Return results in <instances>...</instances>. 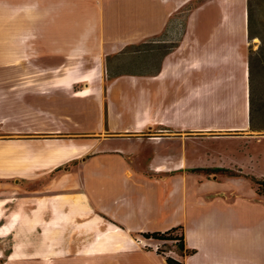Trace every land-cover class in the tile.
<instances>
[{
  "label": "rangeland",
  "instance_id": "rangeland-1",
  "mask_svg": "<svg viewBox=\"0 0 264 264\" xmlns=\"http://www.w3.org/2000/svg\"><path fill=\"white\" fill-rule=\"evenodd\" d=\"M71 1L21 0L17 7H0V230L15 215L21 219L14 230L17 240L13 251L9 254L14 244L11 236L0 244L1 264L8 254L10 259L26 255L21 236L36 225L43 227L50 246L55 247L54 241L63 233L70 213L65 211L60 195L51 201L49 198L50 210L44 198L36 201L35 197L51 195L62 188L60 192L70 193L63 199L78 198L72 195L76 192L74 179L85 161L96 153H124L142 170L158 155L184 156L208 169L201 173L210 178L247 175L248 178L238 176L244 197L250 198L255 190L264 201V0H166L174 2L171 11L161 8L155 21L149 19L158 13L160 0ZM249 14L253 35L248 26ZM63 23L65 34L75 28L79 36L65 40L60 50H40L37 38L45 32L61 34ZM181 42L186 47L179 55L187 57L190 65L186 77L194 80V89H198L204 75L193 70L203 69L210 95L194 100L191 131L173 127L164 131L155 120L160 121V109L169 105V94H158L160 83H147L149 91L145 97L140 96L138 77L157 72L163 57ZM49 44H57V39ZM216 48L224 49L233 62L229 58H212ZM205 54L210 61L201 66L199 55ZM241 68L248 73L246 98L240 91ZM176 86L182 90L186 85ZM27 94L34 98L29 99ZM150 110L154 112V122L149 123V129L128 133L132 137L129 139L108 138L103 143L106 148L98 140L125 134L109 129L110 113L122 128L131 129L138 127L140 117ZM167 112L161 117L162 123L173 118ZM150 134L152 138H163L152 142ZM178 136L190 137L182 144ZM65 141L89 143L90 147L75 143L78 149L67 153ZM77 154L79 157H75ZM101 168L96 165L94 174L102 173ZM253 176L259 183L252 180ZM67 179L70 182L65 186L63 181ZM83 200L82 204L73 202L72 210L80 205L88 211L89 198L83 195ZM92 223L96 235L80 251L99 254L111 246L153 250L149 244L157 243L168 252L175 250L173 242L142 235L133 238L117 226H103L97 216ZM74 226L72 223L67 229L68 238L76 231ZM89 257L49 259L43 263H121L115 256L107 258L105 253Z\"/></svg>",
  "mask_w": 264,
  "mask_h": 264
},
{
  "label": "crops",
  "instance_id": "crops-1",
  "mask_svg": "<svg viewBox=\"0 0 264 264\" xmlns=\"http://www.w3.org/2000/svg\"><path fill=\"white\" fill-rule=\"evenodd\" d=\"M19 1L21 0H0V7L3 5L10 8L17 7ZM160 1L162 4H160L158 13L152 15L149 21L159 19L161 8L165 10L167 8L171 11L174 2L171 4L170 1ZM71 2L76 4V0ZM78 2L81 3V0H78L77 4ZM76 7L73 9V14L76 12ZM75 19L78 18L75 17ZM65 25L63 23V27H61V29L63 28L61 34L43 33L36 40L38 42L36 43L37 47L43 51L60 50L66 43L65 40H73L77 35L79 36L75 28H72L70 33L65 34L67 31ZM53 39H57V44L50 45L49 43ZM184 47L186 44L181 42L175 51L166 54L163 57L161 68L157 72L138 77L140 96L145 97L149 91V88L146 89L147 83H149L148 85L160 83L158 94L161 95L164 91L169 94L171 100L168 106L160 109L161 114L158 115L160 121L154 119L155 122H158V126L164 128L162 129L164 131L171 127L181 128L180 131L182 132L191 131L193 129L192 116L195 109L194 100H204L210 95L208 82L204 81L207 74L204 73L203 69L193 70V73H201V77L204 75L198 89H194V80L190 81L186 77L189 76L188 73L185 75L190 66L188 58H181L179 55ZM206 51L208 53L210 50ZM212 51L215 52L212 58L219 61H226L229 58V61L233 62V59L227 56L224 49L216 48ZM209 58L208 54L199 55L201 66L209 63ZM241 70L240 91L246 98L248 73L243 68ZM178 84H185L186 86L179 90L176 86ZM218 91H220L219 88ZM152 92L150 91V93ZM27 97L29 99L34 98L28 94ZM151 110L140 117L141 123L138 124V127L136 125L131 129L127 126L122 128L118 119L110 113L107 123L109 129L114 132L122 130L121 132L125 134L123 136H107L102 139L98 138V140L106 148L107 146L103 143L108 138L129 139L132 137L128 133H141L146 128L149 129L148 126L153 121L154 113ZM166 110H168L167 114L173 118L169 123H162L161 117ZM189 115L191 118L188 119ZM172 119H174L173 122ZM214 129L211 128L210 130L214 131ZM55 131L60 132V130ZM152 136L148 137L152 142H158L163 138L153 139ZM164 137H168V135H164ZM178 137L183 144L190 136ZM138 138L141 140L145 137ZM69 143H76L81 147H90L89 143L76 141H65L63 145ZM75 157H79V154ZM59 163L61 164V162ZM134 164L132 158L118 151L96 153L85 161L82 171L80 170L78 173V178L74 179L76 192L72 195L79 196L78 198L63 199L70 193L60 192L62 188H58L59 191L51 195L36 196V201L38 198H44L49 204V198L51 201L54 196L60 195L65 202L64 209L70 213L71 218L66 222L63 233L55 239V247L50 246V241L44 235L43 227L36 225L21 236L24 246L23 253L26 255L10 259L9 254L13 251L17 240V231L14 230L21 220L18 214L15 215L16 218H12L10 223L0 230V244L4 243L9 236L14 239L12 250L6 256L3 264H34L36 262L44 264L43 262L49 259L88 258L90 255L99 257L104 253L107 258L110 256L114 258L115 256L116 259L121 260L120 264H168L166 257L155 250L130 246L128 241L126 245L130 247L125 249H115L111 246L104 253L99 254H90L85 250L80 251L87 248L96 235V230L92 229V220L95 216L99 218L103 226L108 224L117 226L133 238V235L140 236L143 232H164L173 227L182 226L186 248L194 250L192 254L185 257L174 250L176 252L175 258L183 260L185 264H264V201L258 197L255 190L252 192V196L246 199L241 190L240 177L210 178L209 174L201 173L203 170L193 171L202 167L184 156L173 158L172 156L158 155L149 161L146 171L135 167ZM96 165L102 167V173L94 174L93 168ZM63 182L65 186H68L67 182H70V179ZM76 183L77 185H75ZM83 195L89 198L88 202L90 201L88 211H85L80 205L72 210L73 202L82 204ZM48 206V210H50V204ZM72 223L75 225L72 229L76 231L73 232V236L70 235L68 238L67 229ZM35 243L40 244L39 247H35Z\"/></svg>",
  "mask_w": 264,
  "mask_h": 264
},
{
  "label": "trees",
  "instance_id": "trees-1",
  "mask_svg": "<svg viewBox=\"0 0 264 264\" xmlns=\"http://www.w3.org/2000/svg\"><path fill=\"white\" fill-rule=\"evenodd\" d=\"M248 26H249V31L251 35H253L252 32V17L251 14L248 15ZM252 111L251 107V102H250V113ZM201 170H208V169H202V168H196L193 171H201ZM230 176H244L247 177V175H242V174H230ZM254 182L259 183V180L256 179V177L253 176L252 179ZM262 185H264V180L261 181ZM260 193V192H259ZM141 235L147 239H155L157 241H170L174 243L175 250L182 256L185 257L186 255H190L194 252V250L187 249L186 244H185V235L183 232V227L182 226H177L173 227L167 231H155V232H143ZM163 249L159 251L158 253L162 254L165 256L163 253ZM168 264H185L183 260H178L176 258H173L171 256H165Z\"/></svg>",
  "mask_w": 264,
  "mask_h": 264
},
{
  "label": "built area",
  "instance_id": "built-area-1",
  "mask_svg": "<svg viewBox=\"0 0 264 264\" xmlns=\"http://www.w3.org/2000/svg\"><path fill=\"white\" fill-rule=\"evenodd\" d=\"M140 242L142 243L143 241L141 240ZM149 246H152L153 250H155L156 252H159V251L162 250V249H161V244H160V243H157V244H155V245H150V244H149ZM163 253H164L166 256H171V257L175 258V255H173V254H175L176 252H175L174 250H170L169 252L166 251V250H164Z\"/></svg>",
  "mask_w": 264,
  "mask_h": 264
},
{
  "label": "bare ground",
  "instance_id": "bare-ground-1",
  "mask_svg": "<svg viewBox=\"0 0 264 264\" xmlns=\"http://www.w3.org/2000/svg\"><path fill=\"white\" fill-rule=\"evenodd\" d=\"M215 130V129H214ZM158 136H154L153 137V139H158L157 138ZM160 137V136H159ZM66 147H67V150H68V152L67 153H69V152H73V151H75L76 149H78V145H76L75 143L74 144H67L66 145ZM79 150H80V148H79ZM82 152V151H81Z\"/></svg>",
  "mask_w": 264,
  "mask_h": 264
}]
</instances>
